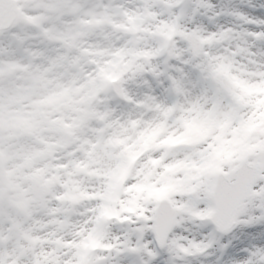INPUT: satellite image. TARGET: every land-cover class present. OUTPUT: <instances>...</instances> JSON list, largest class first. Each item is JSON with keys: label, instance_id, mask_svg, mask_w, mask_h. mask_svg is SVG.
<instances>
[{"label": "snow or ice", "instance_id": "6c2138e0", "mask_svg": "<svg viewBox=\"0 0 264 264\" xmlns=\"http://www.w3.org/2000/svg\"><path fill=\"white\" fill-rule=\"evenodd\" d=\"M0 264H264V0H0Z\"/></svg>", "mask_w": 264, "mask_h": 264}]
</instances>
